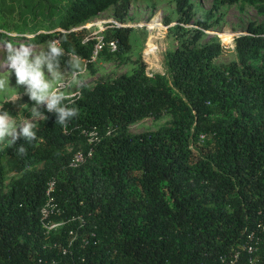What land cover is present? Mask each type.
<instances>
[{
	"label": "trees",
	"instance_id": "16d2710c",
	"mask_svg": "<svg viewBox=\"0 0 264 264\" xmlns=\"http://www.w3.org/2000/svg\"><path fill=\"white\" fill-rule=\"evenodd\" d=\"M132 1L69 0L60 11V1L49 0L58 31L33 34L21 20L24 27L13 32L32 34L31 45L54 40L64 68L74 56L91 70L94 52L109 56V41L122 62L129 28H113L100 45L76 28L108 8L125 23ZM212 1L246 4L264 17V0ZM191 10L188 0H175L177 23L168 30L177 46L164 55L166 77L146 75L138 62L128 75L81 86L73 97L79 115L67 132L45 111L37 139L16 143L26 156L16 146L0 151V264H220L235 251L236 264L251 257L264 264V22H248L233 40L235 60L215 66L219 41L198 45L213 14L196 21L198 29H185ZM0 41L13 43L3 28ZM22 104L5 101L0 111L14 117ZM164 114L170 122L156 131H127ZM91 132L96 139L87 143ZM76 151L84 158L72 167ZM6 167L15 177L4 190ZM49 182L56 211L45 222L63 224L45 234L39 211Z\"/></svg>",
	"mask_w": 264,
	"mask_h": 264
},
{
	"label": "rangeland",
	"instance_id": "374dc122",
	"mask_svg": "<svg viewBox=\"0 0 264 264\" xmlns=\"http://www.w3.org/2000/svg\"><path fill=\"white\" fill-rule=\"evenodd\" d=\"M59 1L56 10L61 11V8L69 0ZM48 2L49 0H0V28L6 30L7 36L12 37L13 42L12 45H7L0 41V79L9 81L8 89L0 91V105L2 102L14 99L23 101L13 117L18 125L25 121L36 124L41 116H33L31 107L34 102L29 101L28 96L24 95V87L16 88L15 75L11 72L7 62L8 54L11 50L18 49L21 46L31 47L37 54L47 53L50 45L57 47V44L53 40L40 45H31L26 42V38L32 37V34L26 32L17 35L13 31L24 27L21 20L25 21V29H34L33 34L58 31L59 29L51 25L54 22L56 12L49 15V9L45 8L50 5ZM188 2L192 6V18L191 24L184 26L185 29H198L199 27L195 26V22L204 21L208 11L213 14V18L207 22L211 28L203 31L204 35L198 41V45L203 44L209 38H215L219 41L223 49L221 55L213 61L215 66H222L235 60L233 40L238 35L245 33L244 29L248 22H264V17L258 15L252 6L246 4H217L214 7L212 0H188ZM28 5H31L30 8H28ZM23 6H27V10ZM7 7L12 9L10 13L6 12ZM176 19L175 0L132 1L128 7L126 21L122 24L113 18L112 8H108L96 18L89 20L76 29H85L87 35L94 37L100 45L104 34L113 30V28H129V50L121 54L123 61L119 62L114 56L115 52H110L107 48L106 52L109 53V56L106 57L96 55V52H94L90 60L91 72L78 58L68 56L66 61L68 68H64L63 65L59 64L61 78L58 81V86L66 94L74 97L81 86L90 89L97 81L107 82L119 75L130 74L138 62L144 64L146 75L159 74L166 77L164 55L177 46L174 33L168 29L176 25ZM20 36L24 38L22 39ZM96 51H99V48ZM24 104H28V107H25ZM169 122L170 116L165 114L158 119L145 118L129 125L127 131L133 135L153 132ZM6 169L8 171L4 177V190L8 181L15 177L9 167H6Z\"/></svg>",
	"mask_w": 264,
	"mask_h": 264
},
{
	"label": "clouds",
	"instance_id": "9594fccd",
	"mask_svg": "<svg viewBox=\"0 0 264 264\" xmlns=\"http://www.w3.org/2000/svg\"><path fill=\"white\" fill-rule=\"evenodd\" d=\"M62 50L50 45L47 53H35L31 47L21 46L13 49L7 57L8 66L16 78V88L24 87V95L34 102L32 114L34 117L47 116L44 112L55 114L56 124L67 132L69 123L78 117V109L74 106L75 99L66 94L58 86L61 78L59 72V57ZM9 81L0 79V91H6ZM28 107V104H24ZM35 124L25 121L17 124L7 111H0V151L16 146L19 139L31 143L37 139ZM17 154L27 155L24 145L16 146Z\"/></svg>",
	"mask_w": 264,
	"mask_h": 264
},
{
	"label": "built area",
	"instance_id": "2783aa9c",
	"mask_svg": "<svg viewBox=\"0 0 264 264\" xmlns=\"http://www.w3.org/2000/svg\"><path fill=\"white\" fill-rule=\"evenodd\" d=\"M106 48L110 52L115 51V43L113 41H109L106 44ZM77 95L78 94H76L75 96H77ZM86 136H87V139H86L87 143H90L92 140L96 139L95 133H93V132L86 134ZM90 155H91V150L88 149L85 153V156H86V158H89ZM83 158H84L83 153L81 151H76L72 155L70 166H72V167L77 166L78 164H80L83 161ZM51 190H52V182H49L48 186H47V190L45 192L47 199L39 211L40 216H41L42 228L45 230V234H49L51 232L58 230L63 224L62 222H54V221H49V220L47 222H45L48 214L52 211H56V209H54L55 206L52 202V199L49 197V193L51 192ZM249 236H251V235H249ZM255 240H257V239H255ZM239 249L245 251L248 254L255 252V247L251 246V245H247V246H240L239 245ZM237 257H238V253H237V251H235L232 254L228 255L227 257H222L220 259V264H236ZM255 262H256L255 257H251V258H248L246 264H254Z\"/></svg>",
	"mask_w": 264,
	"mask_h": 264
},
{
	"label": "water",
	"instance_id": "95a60500",
	"mask_svg": "<svg viewBox=\"0 0 264 264\" xmlns=\"http://www.w3.org/2000/svg\"><path fill=\"white\" fill-rule=\"evenodd\" d=\"M240 35H245V33H243V34H240ZM240 35H238V36H240Z\"/></svg>",
	"mask_w": 264,
	"mask_h": 264
},
{
	"label": "bare ground",
	"instance_id": "6f19581e",
	"mask_svg": "<svg viewBox=\"0 0 264 264\" xmlns=\"http://www.w3.org/2000/svg\"><path fill=\"white\" fill-rule=\"evenodd\" d=\"M154 29V28H153Z\"/></svg>",
	"mask_w": 264,
	"mask_h": 264
}]
</instances>
